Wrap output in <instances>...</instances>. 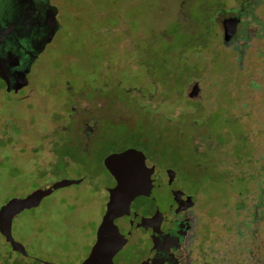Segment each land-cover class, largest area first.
Wrapping results in <instances>:
<instances>
[{"label": "rangeland", "instance_id": "rangeland-1", "mask_svg": "<svg viewBox=\"0 0 264 264\" xmlns=\"http://www.w3.org/2000/svg\"><path fill=\"white\" fill-rule=\"evenodd\" d=\"M51 1L55 36L0 92V259L135 264L95 186L131 147L196 196L190 252L264 264V0Z\"/></svg>", "mask_w": 264, "mask_h": 264}, {"label": "water", "instance_id": "water-1", "mask_svg": "<svg viewBox=\"0 0 264 264\" xmlns=\"http://www.w3.org/2000/svg\"><path fill=\"white\" fill-rule=\"evenodd\" d=\"M56 14V7L49 6L45 13L47 30L32 43V51L40 53L52 41L59 28ZM236 24L237 19L233 17L222 21L224 42H229L233 38ZM17 64V58L10 51L5 57H0V78L6 83V91L15 90L17 83L26 76V72L17 71L15 82L12 85L9 84L10 69ZM199 91L198 83L195 82L188 91L187 97L194 99ZM103 165L116 180V185L113 188H106L95 183L99 199L104 203L113 202L118 206L120 215L115 228L126 237L131 259L135 264H148L146 260V248L149 242L147 227L152 225V221H157L171 206V201L168 203L154 201V198L167 196L162 191L163 186L158 185V181H167L170 184L169 190H172L177 187L174 172L152 166L140 150L131 147L107 154L103 158ZM168 193L170 194L171 191ZM175 199L179 204V210L192 207L196 202L195 196L184 192H180ZM99 222L100 227L105 226L102 219H99ZM61 264H68V262Z\"/></svg>", "mask_w": 264, "mask_h": 264}, {"label": "flooded vegetation", "instance_id": "flooded-vegetation-1", "mask_svg": "<svg viewBox=\"0 0 264 264\" xmlns=\"http://www.w3.org/2000/svg\"><path fill=\"white\" fill-rule=\"evenodd\" d=\"M49 6H54L57 9V5L51 0H0V57H5L6 53L10 51L18 60L16 67L10 69L9 77L11 82L9 84L11 85L15 82L17 71L26 72V76L30 74L36 58L44 50L36 53L32 51L31 45L47 30L45 26V13ZM242 16L243 14L240 11L230 13L223 16L219 22L222 26V21L225 18H236L237 24L234 34L236 36ZM56 18L58 20V9ZM0 92L14 93V90L6 91V83L0 78ZM150 164L172 171L167 167H160L154 163ZM106 171L110 175V183L104 187L113 188L116 185V180L107 169ZM174 176L177 187L172 190H169L170 184L167 181H158V185L163 186L162 191L167 196L154 198V201H165L166 203L171 201V206L167 212L162 213V216L157 221H152V225L147 227L149 242L146 248V260L148 264H204V261L201 260V254L188 250L194 241L192 208L196 205L197 198L195 196L196 202L192 207L179 210V204L175 198L180 192L184 191L179 188L175 173ZM169 191H171L170 194L168 193ZM150 202L152 203V200ZM106 203H112L115 206L114 208L117 211L116 224L120 215L118 206L113 202L104 203L99 199V209H102V205ZM3 237L5 238L6 236L4 235ZM8 244L9 249L13 250L12 252L16 253V255L12 256L10 252L3 253L0 264H23L22 258H19V256H24L23 250L21 251V248L15 246V244Z\"/></svg>", "mask_w": 264, "mask_h": 264}, {"label": "trees", "instance_id": "trees-1", "mask_svg": "<svg viewBox=\"0 0 264 264\" xmlns=\"http://www.w3.org/2000/svg\"><path fill=\"white\" fill-rule=\"evenodd\" d=\"M23 264H24V262H23Z\"/></svg>", "mask_w": 264, "mask_h": 264}]
</instances>
